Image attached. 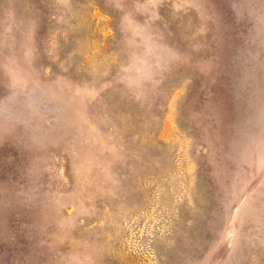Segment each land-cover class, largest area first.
<instances>
[{
	"label": "rangeland",
	"instance_id": "obj_1",
	"mask_svg": "<svg viewBox=\"0 0 264 264\" xmlns=\"http://www.w3.org/2000/svg\"><path fill=\"white\" fill-rule=\"evenodd\" d=\"M0 264H264V0H0Z\"/></svg>",
	"mask_w": 264,
	"mask_h": 264
}]
</instances>
